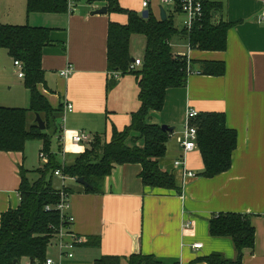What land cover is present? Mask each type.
I'll return each instance as SVG.
<instances>
[{"label": "crops", "instance_id": "0c3cea01", "mask_svg": "<svg viewBox=\"0 0 264 264\" xmlns=\"http://www.w3.org/2000/svg\"><path fill=\"white\" fill-rule=\"evenodd\" d=\"M81 1L71 14L68 10L65 14H28L27 0H0V24L52 30V44L44 49L42 58L46 85L39 89L53 109L62 106L64 112L66 103L74 107L66 115L56 114L61 120L66 118V132L60 130L61 121L57 136H65L60 144L70 165L89 148V143H74L73 136L85 132L92 141L97 135L110 140L113 127L122 131L131 124L139 102L136 78L108 71L109 24L125 25L127 16L96 14L107 8V0ZM162 1L150 0L148 9H143L142 0H120V5L140 14L148 10L159 20L164 8L167 19L172 16L176 23L175 16L181 12ZM206 1L221 4L222 8L212 13L214 25L233 24L227 48L224 52H201L190 49L183 37L174 39L173 51L192 62L188 84L169 90L163 110L152 112L149 119L152 124L174 129L161 166L176 175L181 194L144 186L142 166L137 164L115 166L97 194L85 193L83 186H68L73 191L70 214L75 218L70 230L82 242L76 245L72 259L61 258L54 245L49 247L47 258L57 264H95L102 257H118L121 264H129L134 253L154 257L161 264H206L195 261L212 254L235 260L232 240L213 238L209 232L212 218L229 213L249 216L256 231L255 247L244 251L243 264H264V4L263 0ZM132 44L133 37L130 53L134 60ZM202 61L223 62L225 74L204 75ZM14 63L8 52L0 49V106L27 109L30 93ZM68 66L73 73L65 79L60 72ZM190 110L226 115L227 128L238 138L228 172L202 178L204 163L198 148L183 153L181 142ZM31 145L40 157L43 146ZM25 155L0 152V219L20 205L22 168L33 182L31 175H39L35 171L46 164L37 168ZM179 159L195 178L184 177L182 168H175ZM52 183L54 189L61 190V186L55 188L54 180ZM198 244L201 249H194ZM19 264L33 263L23 259Z\"/></svg>", "mask_w": 264, "mask_h": 264}, {"label": "trees", "instance_id": "16d2710c", "mask_svg": "<svg viewBox=\"0 0 264 264\" xmlns=\"http://www.w3.org/2000/svg\"><path fill=\"white\" fill-rule=\"evenodd\" d=\"M92 2V1H91ZM109 14L127 16L125 25L110 23L107 40L108 71L123 76L133 75L139 88L140 108L131 117V124L119 131L113 127L111 139L97 135L89 143V148L80 154L71 165L60 166L57 155L51 153V134L48 131L56 125L57 113L63 112L60 106L55 110L39 87L46 85L42 68L44 49L52 44V30L43 27L11 26L0 24V49L8 52L14 61L23 65L24 86L30 93L29 108H6L0 106V152L24 153L28 142L41 141L42 153L48 155V163L35 172L39 178L31 181L28 171L21 170L19 187L20 205L1 215L0 219V264H19L28 259L33 264H44L54 234L61 226L57 211H47L60 202V191L54 189L55 172L62 169L63 174L76 180L83 178L89 188L87 194H97L104 179L117 165L137 164L142 166L141 179L146 187L176 191L182 189L175 174L162 170L161 161L165 159L169 132L160 125L149 122L152 112H161L167 94L172 89L186 88L192 62L187 56L173 51L172 41L183 37L189 48L201 52H224L227 36L233 24L212 23V13L220 10L221 4L205 1L204 19L200 25L187 32L179 30L174 18L169 16L162 22L152 13L147 19L142 14L124 9L120 0H107ZM27 12L42 14L67 13L66 0H27ZM134 36H144L146 45L143 65L136 71L130 70L133 62L130 46ZM202 73L220 77L225 74L223 62H200ZM39 114L46 124L41 131L34 122ZM33 116V119H32ZM197 128V148L204 163L202 178L212 179L230 170L232 157L237 149L238 138L235 131L226 126L224 113H202L191 121ZM60 144V141H59ZM61 150V144H60ZM65 192L73 194L66 187ZM210 236L232 240L237 257L227 260L220 254H212L195 262L206 264H243L244 251L254 249L256 231L249 216L229 213L220 214L209 223ZM118 257H102L95 264H121ZM129 264H161L154 257L134 253Z\"/></svg>", "mask_w": 264, "mask_h": 264}, {"label": "built area", "instance_id": "2783aa9c", "mask_svg": "<svg viewBox=\"0 0 264 264\" xmlns=\"http://www.w3.org/2000/svg\"><path fill=\"white\" fill-rule=\"evenodd\" d=\"M67 1V10L68 13H73L75 9V5L78 2V0H66ZM206 0H163V4L175 6L181 14L184 16L183 20V30L190 32L193 30L197 25H200L202 20L204 19V4ZM150 0H142V7L143 9H148ZM264 4V0H263ZM262 20H264V10L262 13ZM180 55V54H179ZM15 67L19 70L18 76L20 78H24L25 73L23 70V65L19 61H15ZM143 65V60L141 59H134L133 62L130 65L131 71H136L139 68H141ZM73 73V69L71 66H68L65 70L60 72V76L67 79L71 76ZM189 73L191 74V70H189ZM74 111V107L70 103H66L64 107L63 114L66 115V113H71ZM198 112L195 110H190L187 115L188 123L186 124V130L184 133L183 140L181 142V149L184 154H188L191 152H194L197 149V137H198V131L197 128L191 125V121L195 119L198 116ZM65 123L66 118L65 116L62 117V126L60 127V130L62 133H65ZM60 143L65 141V136H60L59 138ZM92 139L91 137L86 134L85 132L77 133L75 136H73V142L76 144L80 143H91ZM60 154L62 155L63 159H66V150L65 148H62L60 150ZM40 159L43 162L48 163V155L42 153L40 155ZM65 166V165H64ZM63 166V167H64ZM175 168L180 169L182 168L184 177L187 178H195L196 175H194L193 172L189 171L186 167V163L184 160L179 159L175 162ZM55 177L58 179H61L63 181V186L60 191V202L57 204L56 207L51 208L47 207L46 210L51 212L52 210H55L59 213L61 218V226L54 234L53 239L51 240L50 247L54 245L61 258H68L72 259L74 257V250L78 243H81L82 240L77 237L71 230L70 226L74 224L75 218L70 214L71 210V195L67 192H65V188L67 187L65 185L67 180H72L76 182L77 180L74 178H70L68 176H65L63 174L62 169H59L55 172ZM202 245L198 244L194 246V249H201ZM44 264H57L53 259L47 258Z\"/></svg>", "mask_w": 264, "mask_h": 264}, {"label": "rangeland", "instance_id": "374dc122", "mask_svg": "<svg viewBox=\"0 0 264 264\" xmlns=\"http://www.w3.org/2000/svg\"><path fill=\"white\" fill-rule=\"evenodd\" d=\"M78 4H83V2L80 0L78 1ZM175 20H176V26L178 28H183V20H184V16L182 14H178L175 16ZM145 45H146V39L144 36H134L133 37V44H132V50L135 54V59L136 58H140L142 57V60H143V57H144V50H145ZM19 71V70H18ZM132 80L134 79L132 76L130 77ZM140 108V105H139V102H138V108L136 109V111H138ZM135 111V112H136ZM61 118H57L55 120L56 122V125L58 127H60V124H61ZM180 128V127H178ZM54 126H52V128L48 131V133H50L52 136H51V153L53 155H57V161L59 162L60 166H64V165H70V161L66 158V159H63L62 155L60 154V144H59V139H58V136L57 134H54ZM33 144V145H38V144H42L41 141H33V142H28V144L26 145V147H30L28 148V151H27V148L25 153H26V160L31 164L33 162H35L36 164V167L39 168L41 167V165H43V161L40 160V157H39V151L35 153V150H36V147L34 146H29L30 144ZM67 148V146H66ZM43 149V148H42ZM42 152V151H41ZM29 164V166H31ZM28 168V165H26V169ZM39 177V175H35V174H32L31 175V179H34L36 180L37 178ZM54 180V186L55 188L56 187H62L63 186V181L61 179H56V177L53 178ZM65 185L68 187L70 186H81V185H78L77 182H74L72 180H67Z\"/></svg>", "mask_w": 264, "mask_h": 264}, {"label": "water", "instance_id": "95a60500", "mask_svg": "<svg viewBox=\"0 0 264 264\" xmlns=\"http://www.w3.org/2000/svg\"><path fill=\"white\" fill-rule=\"evenodd\" d=\"M107 12H108V9L107 8H103L101 10H98L96 12V14L103 15V14H106ZM149 14H150V12L148 10H145L142 13V17L144 19H147L149 17ZM160 18H161L162 22H165L167 20V14H166V11H165L164 8H161ZM34 122L38 125V127L40 128L41 131H45L46 130V124H45V122L43 121V119L41 118V116L39 114L35 115V121ZM161 128H162V130L164 132H169V133L173 132V130H174L172 128H169L166 125H163ZM76 182H77L78 185H81V186H83L85 188H89L90 187L88 185V183L83 178L78 179Z\"/></svg>", "mask_w": 264, "mask_h": 264}]
</instances>
